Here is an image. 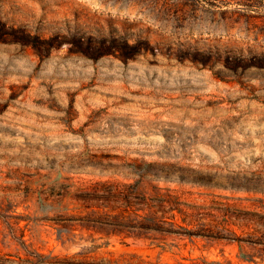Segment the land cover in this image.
<instances>
[{
  "label": "rangeland",
  "instance_id": "obj_1",
  "mask_svg": "<svg viewBox=\"0 0 264 264\" xmlns=\"http://www.w3.org/2000/svg\"><path fill=\"white\" fill-rule=\"evenodd\" d=\"M0 264H264V0H0Z\"/></svg>",
  "mask_w": 264,
  "mask_h": 264
}]
</instances>
